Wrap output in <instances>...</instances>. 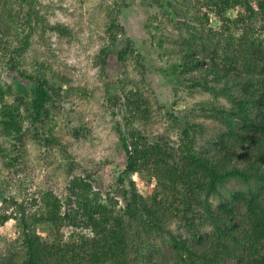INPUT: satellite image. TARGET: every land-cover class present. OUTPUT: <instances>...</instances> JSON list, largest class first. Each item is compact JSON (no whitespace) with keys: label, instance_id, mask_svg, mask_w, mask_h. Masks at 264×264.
<instances>
[{"label":"rangeland","instance_id":"1","mask_svg":"<svg viewBox=\"0 0 264 264\" xmlns=\"http://www.w3.org/2000/svg\"><path fill=\"white\" fill-rule=\"evenodd\" d=\"M247 1L254 9L256 0ZM124 2L118 0L117 6L114 0H0V107L21 102L18 126L24 132L22 140L8 147L0 130V216H11L0 221V258L10 254L15 259L21 253L19 226L13 218L19 215V204L27 214L40 215L41 195L49 191L61 201V214L68 207L72 177L86 179L101 202L119 208L127 186L119 138L128 130L137 128L149 140L175 148L183 121L201 123L206 136L216 128L208 117V103L226 108L227 101L190 89L182 77L188 75L171 69L177 55L166 36L182 32L183 22L215 37L251 32L264 50V22L260 17L256 21L255 11L247 18L243 3L227 8L221 18L202 0ZM29 7L37 13L30 22ZM241 16L245 22L235 24ZM111 20L121 26L113 39L107 31ZM49 25L64 26L66 33ZM261 56L264 77V51ZM24 73L45 82L38 117L30 111L34 87ZM132 95L147 113L129 122L124 100ZM130 178L138 194L168 203L170 194L159 188L152 174L134 172ZM244 188L240 180L228 179L219 191ZM191 221L198 230L210 231L197 216ZM166 224L172 234H189L179 220L169 218ZM79 226L61 221L55 228L41 220L33 228L45 242L68 243L92 235Z\"/></svg>","mask_w":264,"mask_h":264},{"label":"trees","instance_id":"2","mask_svg":"<svg viewBox=\"0 0 264 264\" xmlns=\"http://www.w3.org/2000/svg\"><path fill=\"white\" fill-rule=\"evenodd\" d=\"M202 1L221 18L227 8L243 3L247 18L255 11L256 21L260 17L264 22L263 0H256L254 9L247 0ZM114 4L118 6V0ZM28 11L30 22L37 13L30 7ZM245 20L241 16L235 24ZM181 25L182 32L166 36L177 55L171 69L188 75L182 77L190 89L227 101L226 108L208 103V117L217 123L216 128L206 136L201 123L183 121L175 148L149 140L137 128L128 130L119 138L125 158L121 172L127 179L121 191L122 205L116 210L107 206L97 192L92 193L86 179L72 177L67 186L68 207L61 214V201L49 191L41 195L40 215L27 214L19 204V215L13 218L19 226L21 253L15 259L10 254L2 256L0 264H264L262 44L251 32L215 37L188 22ZM49 27L66 33L64 26ZM119 30L121 26L111 20L109 38L116 37ZM23 76L33 84L30 111L38 117L46 97L45 82L31 74ZM125 99L124 106L131 113L129 122L136 116L145 117L147 109L140 107L136 95ZM18 102L0 107V130L8 147L24 135L18 126ZM200 110L204 111L202 106ZM140 171L157 178L159 188L170 194L168 203L135 191L130 174ZM228 179L240 180L245 188L220 194ZM194 216L210 231L195 228ZM10 217L2 214L0 221ZM169 218L184 223L189 234H172L167 230ZM41 220L55 228L61 221L80 225L92 235L75 242H45L33 228Z\"/></svg>","mask_w":264,"mask_h":264}]
</instances>
